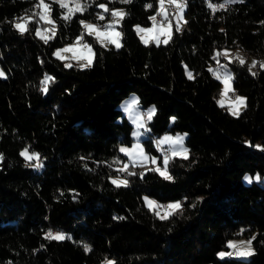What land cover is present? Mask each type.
<instances>
[{
  "label": "trees",
  "instance_id": "1",
  "mask_svg": "<svg viewBox=\"0 0 264 264\" xmlns=\"http://www.w3.org/2000/svg\"><path fill=\"white\" fill-rule=\"evenodd\" d=\"M37 2L0 0V264H264V185L242 180L246 172L264 174V69L257 63L252 75L247 58L244 65L224 58L234 90L246 98L235 117L217 103L221 81L209 72L222 47L241 48L260 62L264 0L215 11L209 5L226 0H185L181 30L173 24L166 44H144L134 27L151 23L158 0H82L90 7L69 22L49 0L57 34L47 44L35 32ZM97 3L124 7L121 48L102 46L80 24L98 21ZM25 15L32 20L21 35L13 23ZM82 32L93 66L71 62L66 69L53 49ZM46 74L55 81L44 93ZM130 92L143 110L157 109L142 138L151 154L162 153L153 143L157 135L186 132L189 158L173 157L174 181L151 172L128 177V187L109 179L126 158L120 144L132 140V123L118 106ZM26 147L42 167L27 166L20 156ZM143 194L179 199L182 210L160 220ZM49 230L71 239H46ZM235 235L255 236V254L218 256Z\"/></svg>",
  "mask_w": 264,
  "mask_h": 264
},
{
  "label": "snow or ice",
  "instance_id": "2",
  "mask_svg": "<svg viewBox=\"0 0 264 264\" xmlns=\"http://www.w3.org/2000/svg\"><path fill=\"white\" fill-rule=\"evenodd\" d=\"M54 3L59 4L61 9H66V11L62 15V19L65 22H69L72 20V17L76 13H81L86 11L89 7L90 4L88 2L81 3V0H53ZM94 2V0H93ZM122 4H130L132 3V0H120ZM159 2V9H158V15H161L167 20V14L165 12V0H158ZM237 0H226L225 4H220V5H214L210 4L209 7L212 8L214 11L217 8L223 9L227 5L236 3ZM242 2V0H240ZM168 4L175 5V8L177 10V16L179 19H182V13L184 8L186 7L185 0H167ZM96 6L101 9L102 11L97 13V20L98 21H104L105 20V13H110L113 19L103 25V29L101 28L100 25L94 24V23H89L84 20L80 21V24L82 25L83 29L87 33L88 36H93L95 37L96 41L99 42L102 46L107 47L108 44L115 45L117 49L121 48L122 45L120 43V38L122 36V32L116 30V26L121 23V21L124 19V17L127 15V13L122 9H116L112 8L109 9L107 4H102V3H97ZM36 7L40 9L39 12L35 13V15L39 16V20L44 21L47 24L52 25L50 28H37L36 29V35L44 41L45 44H47L50 40H52L56 34H57V29L55 26V22L51 18V5L49 3H45V0H38V3L36 4ZM153 6L151 4H146L145 8H152ZM32 20V16L25 15L23 17H20L18 21L13 23V27L19 31L21 35H23L25 32H27L28 29V24L29 21ZM149 20L153 21V27L152 28H141L139 25L134 26L137 34L140 35V33H152L155 32V40L156 43L159 44L161 43L159 36L163 35L164 40L163 43H168L169 40L171 39V28L169 27L168 24L163 23V22H157V17L156 16H150ZM264 23V22H262ZM21 25H23L21 27ZM181 30V26L179 24L176 25V31L179 32ZM140 39L144 44H148L149 42V37L145 35H140ZM66 52H72L73 55L71 59L74 60H83L85 63H80L79 68L81 69H86V68H91L93 66V49L92 46L88 43L85 42L84 40V32H82L79 36L76 37V40L74 43L66 45L64 48L57 49L53 55L57 57V59L61 61H66L69 58L63 55ZM225 57L227 58V54H224ZM219 56L220 53H218L216 56L213 57L214 60H217L219 63ZM236 59L239 61L241 65L245 64V61L242 57L239 55L236 56ZM257 63H259V67L261 69H264V62H257L253 61L252 64L248 65V71L252 75H256L255 72L252 71L254 67H256ZM64 68H72L73 65L71 63H64ZM221 69H224L222 72ZM227 65H222L218 67L217 69H212L209 68V72H211L215 78L221 83H223L224 87L220 93L221 99L217 101L218 104L223 106L227 101L225 100V97L227 96V93L229 91H232V85L231 81L233 79V76L231 72L227 71ZM4 76V72L0 71V77ZM188 79H194L193 74L191 71L187 72ZM54 82L55 78L48 76L47 74L45 75L44 79L41 81V91L46 93L48 91V84L49 82ZM139 100L136 97H133L131 101L126 105L124 108L125 112L132 113L134 106L138 105ZM231 106L229 107V112L231 113L232 116H239L240 110L244 106H246V98L243 96L236 95L235 100L230 102ZM157 109L153 106L150 108L146 115L147 120H152L154 114L156 113ZM172 120H175V117L172 118ZM137 125V130L132 133L134 137H141L144 133L139 131L140 128H145V123L139 113L136 114V118L133 121ZM147 131V129H145ZM184 142V137L177 135L176 137L172 136H164L162 139L156 141V147L158 150H160L161 145L168 144L170 147L166 150L165 154L163 155L162 159V164L158 163V158L156 156H152L149 153H147L144 149V147L141 145V143L138 141L136 143H133L131 148H128L126 146H121L119 148V151L123 154H125L129 162L128 163H123L121 167L117 169V176L116 178H111V183L116 186V187H128L129 185V180L128 177L136 176L139 175L141 179L145 177L146 173H156L159 177L163 178L165 181H174V176L170 173V167H171V161L173 157H182L183 159L187 160L188 154H189V149L183 146ZM179 145L180 147L177 149L174 146ZM257 148L260 146L257 145ZM170 153V154H169ZM20 156L24 157L25 162L28 167H33V168H38L42 167V162L39 159V154L36 152H29V149L26 147L24 150L20 152ZM3 157L0 155V160H2ZM35 160L36 163H29L30 161ZM130 165L132 168L135 167H141L144 169V171L140 173H136L135 171L130 170ZM111 166V165H110ZM120 173L124 174V178L120 177ZM246 181L249 183L252 182L253 179L260 181L261 177L259 174H257L254 178L245 176L244 178ZM200 199V198H198ZM144 201L148 208L152 210L153 208H159L161 207L156 203V201L149 199L148 197H144ZM195 205H193L194 207ZM166 208L168 211H166L163 215L160 214L159 211L155 212V215L159 217L160 220H166L169 218L171 214L176 212L177 210H182V204L180 201H176L173 203H169L166 205ZM115 219V218H114ZM122 219V218H121ZM45 238L49 240H64V239H71L70 236H67L62 233V232H52L49 230L45 234ZM255 236H253L250 240L247 242L245 241H240L237 243H234L232 241H229V247H232L234 251L232 252H220L218 255L220 257L224 256H235V257H249L255 254V250L252 247V241L255 240ZM84 251L89 252L91 249L89 248L88 245H83ZM107 264H114L113 261H108Z\"/></svg>",
  "mask_w": 264,
  "mask_h": 264
},
{
  "label": "rangeland",
  "instance_id": "3",
  "mask_svg": "<svg viewBox=\"0 0 264 264\" xmlns=\"http://www.w3.org/2000/svg\"><path fill=\"white\" fill-rule=\"evenodd\" d=\"M37 3H38V2H37ZM45 3H49V0H45ZM81 3H82V0H81ZM159 7H160V5H159V2H158L157 7H156V8H157V11H156V8H155V10H154V12H153V14H152L151 16H156V14L158 13V9H159ZM36 8H37V7H36ZM112 8H116V9H120V8H122V9L124 10V7H123L122 5H117V6H114V7H112ZM112 8H111V9H112ZM164 8H165V12H166V14H167V18H168V19L165 20V18H164L163 16H161V15H160L161 17H157V16H156V17H157V22H158V23H159V22H163V23L168 24L169 27L171 28V32H172L173 24H175V25L179 24V25H180L181 22L184 21V13L181 14V15H182V19H179L178 16H177V10H176V8H175V5L168 4V3H167V0H165ZM39 11H40V9L37 8V12H39ZM65 11H66V9H64V11L62 12V14H63ZM155 11H156V13H155ZM183 11H184V10H183ZM51 18H52V20H53V16H52V14H51ZM112 19H113V17H112L111 14L109 13V15H108L107 17H105V21H97V22H96V21H91V20H85V21H86V22H89V23L98 24V25L101 26L102 23L105 25V24L109 23ZM16 21H18V19H16L15 22H16ZM53 21H54V20H53ZM136 25H139L141 28H146V29H147V28H152V27H153V21H151V23L148 24V25L135 24V26H136ZM50 27H52V25L47 24V23H45L44 21H41V20H39V23L36 25V29H37V28H41V29H43V28H50ZM36 29H35V32H36ZM102 30H103V29H102ZM116 30H117V31H120V28H119L118 25L116 26ZM140 35H145V36L149 37V41H150V40H154V41L156 42V40H155L156 33H155V32H152V33H140ZM140 35H139V37H140ZM159 39H160V41H163V40H164V36H163V35H160V36H159ZM74 42H75V40H74V41H70V42L68 41V42H65V43H63V44H61V45H59V46H56V47L53 49V53H54L57 49L64 48L66 45L72 44V43H74ZM85 42L88 43V44H90V42H89L88 40H85ZM120 43H121V39H120ZM90 45H91V44H90ZM108 45H109V44H108ZM218 53H220V56H219V63L217 62V60L214 61V63H213L214 65L212 66V69H214V70L217 69L218 67L222 66V65H225V64L227 65V62H226L225 59H224V58H226L225 55H224L225 53L227 54V58H231V56H237V55H239V56L242 57L243 59H246V58H247L248 65L252 64L253 61L256 60V58H255L254 56H252V55H246V54L244 53V51H243L241 48H238V47H236V48L222 47V48L220 49V51L216 52V55H217ZM63 55H65L66 57L69 58L68 60L65 61V62H67V63H71V62H74V63H77V64L85 63V61H83V60H79V61H77V60L71 59V57H72V55H73L72 52H66V53H64ZM222 57H223V58H222ZM260 62H264V55L260 56ZM226 70L229 71V72H231V74L233 75L232 70H231V68H230L228 65H227V69H226ZM0 71H2V70H0ZM188 71H190V70H187V72H188ZM221 71L223 72L224 69H221ZM230 83H231V85H232V90H234V88H233V84H232V81H231ZM223 87H224V85H223V83H221L220 91H219V95H218V101L221 99L220 93H221ZM234 91H235V90H234ZM231 94H232V95H231ZM236 95H239V96H243V97H244L243 94L238 93V92H236L235 94H233V93H227V96L225 97V100H226L227 102L224 104V105L226 106L227 110H228L229 107L231 106L230 102L235 100V96H236ZM132 97H136L135 92H130L129 95L123 97V98L118 102V106L123 110V113H124L126 116H128L127 118H128L129 121L132 123V129H131V133H130V134H131V137H132L131 142H130V143H122V144H120L119 148H120L121 146H126V147H128V148H131V146H132L133 143H136V142L139 141V142L141 143V145L144 147L145 151H146L147 153H149L150 155H152V156H156V157L158 158V163H160V160L163 159V155H164L165 152H166V151H163V149H164V148H167V149H168L170 146H169L168 144L161 145V146H160V151H161L162 153H161L159 156H157L156 154H151L150 151H149L148 149H146V147H145V145H144V143H143V141H142V138H145V137H148V136H149V133H148V130H149V129H148V122H147L148 120H147L145 114H146V112H147L150 108H152L154 105H153V104H149L148 106L144 107L145 110H143L141 106L136 105V106H134L133 112L130 114V113H128V112H125V111H124V108H125L126 105L131 101V98H132ZM137 113H139V114L141 115V117H142V119H143V121H144V123H145V128H140V129H139V131H141L142 133H144V134H143L141 137H139V138L134 137V136L132 135V133H133L134 131L137 130V125H136L135 123H133V121H134L135 118H136V114H137ZM145 129H147V131H145ZM166 135H168V136H172V137H176L177 135H180V136H183L184 139H185L186 132H185V131H179V130H177V131H170V130H167V131L162 132L161 134L157 135L156 138H153V141H154L153 143H154V145H155V149L157 148L155 142L158 141V140H160V139H162V138H163L164 136H166ZM183 146L186 147V145H185V141L183 142ZM174 147L178 149L180 146H179V145H176V146H174ZM186 148H187V147H186ZM22 150H24V149H22ZM22 150H21V151H22ZM30 153H31V152H30ZM169 154H170V153H169ZM128 162H129V159H128V157L126 156L124 162H122V163L119 164V165L122 166L123 163H128ZM257 174H259V176L261 177V180L258 181V182L264 185V174H260V173H258V172H254V173L246 172V173H244V175H243V177H242V180H243L244 183H249L248 181H246V180L244 179L245 176H249V177H253V178H254ZM119 175H120L121 178H124L123 175H121V174H119ZM116 176H117V174H112L110 177H111V178H116ZM253 180H255V179H253ZM253 180H252V181H253ZM256 181H257V180H256ZM144 197H148L149 199L156 201V203H157L158 205L161 206V207H159V208H153V209L155 210V212H156V211H159L161 215H163L166 211H168L167 208H166V205H167V204H169V203H173V202H176V201H180L179 199H173V200H168V201L161 202V201H158V200H157L156 198H154L153 196H150V195H148V194H143V200H144ZM144 202H145V201H144ZM250 239H251L250 237L240 236V235H235V236L229 237L228 240H227V242H226L227 245H228V249L223 248V249L219 250L218 253H220V252H232V251H234V249H233L232 247H229V241H232V242L238 244V242H240V241H245V242H247V241L250 240ZM252 247H253V243H252ZM218 253H217V254H218ZM218 256H219V255H218ZM243 258H245V257H243ZM246 258H247V257H246ZM204 264H213V263L208 262V263H204Z\"/></svg>",
  "mask_w": 264,
  "mask_h": 264
},
{
  "label": "bare ground",
  "instance_id": "4",
  "mask_svg": "<svg viewBox=\"0 0 264 264\" xmlns=\"http://www.w3.org/2000/svg\"><path fill=\"white\" fill-rule=\"evenodd\" d=\"M156 16H157V17H161L160 15H158V13L156 14ZM103 25H104V24H101V28H102V29H103ZM231 95H232V94H231ZM166 150H167V148H164V149H163V151H166Z\"/></svg>",
  "mask_w": 264,
  "mask_h": 264
},
{
  "label": "built area",
  "instance_id": "5",
  "mask_svg": "<svg viewBox=\"0 0 264 264\" xmlns=\"http://www.w3.org/2000/svg\"><path fill=\"white\" fill-rule=\"evenodd\" d=\"M237 91H234V90H232V91H229L228 93H233V94H235Z\"/></svg>",
  "mask_w": 264,
  "mask_h": 264
},
{
  "label": "crops",
  "instance_id": "6",
  "mask_svg": "<svg viewBox=\"0 0 264 264\" xmlns=\"http://www.w3.org/2000/svg\"><path fill=\"white\" fill-rule=\"evenodd\" d=\"M104 21H105V20H104ZM103 30H104V29H103ZM74 40H76V38H75ZM74 40H73V41H74ZM132 98H133V97H132ZM132 98H131V99H132ZM127 117H128V116H127Z\"/></svg>",
  "mask_w": 264,
  "mask_h": 264
},
{
  "label": "clouds",
  "instance_id": "7",
  "mask_svg": "<svg viewBox=\"0 0 264 264\" xmlns=\"http://www.w3.org/2000/svg\"><path fill=\"white\" fill-rule=\"evenodd\" d=\"M23 25H21V27H22Z\"/></svg>",
  "mask_w": 264,
  "mask_h": 264
}]
</instances>
